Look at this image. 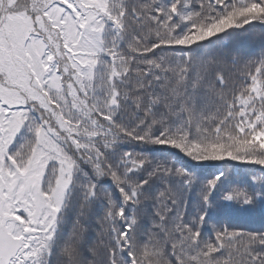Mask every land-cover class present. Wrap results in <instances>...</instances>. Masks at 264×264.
Here are the masks:
<instances>
[{
    "label": "snow or ice",
    "instance_id": "snow-or-ice-1",
    "mask_svg": "<svg viewBox=\"0 0 264 264\" xmlns=\"http://www.w3.org/2000/svg\"><path fill=\"white\" fill-rule=\"evenodd\" d=\"M0 264H264V0H0Z\"/></svg>",
    "mask_w": 264,
    "mask_h": 264
},
{
    "label": "trees",
    "instance_id": "trees-1",
    "mask_svg": "<svg viewBox=\"0 0 264 264\" xmlns=\"http://www.w3.org/2000/svg\"><path fill=\"white\" fill-rule=\"evenodd\" d=\"M226 219L229 222L241 224V225L248 226V227H260L261 226V222L258 219L253 220V219L246 218L243 216H238V215L229 216Z\"/></svg>",
    "mask_w": 264,
    "mask_h": 264
}]
</instances>
